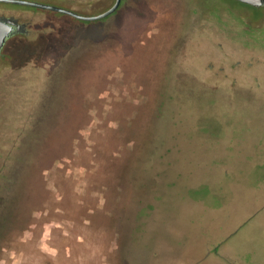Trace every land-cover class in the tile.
Here are the masks:
<instances>
[{
    "label": "rangeland",
    "instance_id": "1",
    "mask_svg": "<svg viewBox=\"0 0 264 264\" xmlns=\"http://www.w3.org/2000/svg\"><path fill=\"white\" fill-rule=\"evenodd\" d=\"M122 7L0 57V264H264V10Z\"/></svg>",
    "mask_w": 264,
    "mask_h": 264
},
{
    "label": "flooded vegetation",
    "instance_id": "2",
    "mask_svg": "<svg viewBox=\"0 0 264 264\" xmlns=\"http://www.w3.org/2000/svg\"><path fill=\"white\" fill-rule=\"evenodd\" d=\"M43 3H48L43 0H33ZM67 4L66 8L72 9L75 12L85 15V16H96L105 11H107L116 0H61ZM248 8L252 11L264 10V0L261 1V4L254 5L242 0H234ZM136 0H120L117 8L111 13L102 16L100 18L95 19H83L73 15L72 21L79 23L78 25L81 30L83 27L89 26V30H84L86 33L92 35L91 40L89 42L90 46L95 44V40L98 38L96 35L98 34H109L113 32L114 27L117 25V19H109L111 15L118 14L119 12H123L124 8L122 7L124 3H132L134 4ZM0 1V19L6 23L11 25V30L9 34L6 36L3 45L0 50V57L4 54V49L7 47H34L37 51L34 54L26 53V56L23 59L24 63L32 64V65H60L64 61L62 56L50 57L49 51L53 49L54 44L58 41L60 37H63L65 32H63L62 22L53 18L52 15L44 12L45 9L43 7L34 6L30 4L16 3L15 6L2 4ZM13 3V2H7ZM58 5L59 3H51ZM61 6V5H60ZM36 7V8H33ZM65 7V6H63ZM123 8V9H121ZM63 19V18H62ZM74 19V20H73ZM107 45V42L105 43ZM57 49V48H55ZM61 49V48H58ZM43 50H46V53H43ZM39 51H42L40 53ZM4 205H1L0 201V214Z\"/></svg>",
    "mask_w": 264,
    "mask_h": 264
},
{
    "label": "water",
    "instance_id": "3",
    "mask_svg": "<svg viewBox=\"0 0 264 264\" xmlns=\"http://www.w3.org/2000/svg\"><path fill=\"white\" fill-rule=\"evenodd\" d=\"M2 2H13V3H23V4H30V5H34V6H39V7H43V8H47V9H51V10H56V11H61L79 18H83V19H95V18H100L102 16H105L109 13H111L112 11H114L117 6L120 3V0H116L115 3L105 12L96 15V16H85V15H81L77 12H75L72 9L60 6V5H56V4H51V3H43V2H38V1H33V0H0ZM244 2L250 3V4H254V5H259L261 4L262 0H242ZM11 30V25L9 23H6L4 21H2L0 19V50L1 47L3 45V42L6 38V36L9 34Z\"/></svg>",
    "mask_w": 264,
    "mask_h": 264
}]
</instances>
